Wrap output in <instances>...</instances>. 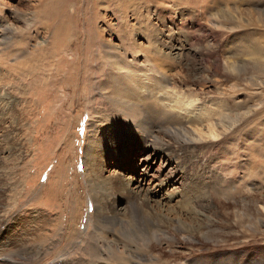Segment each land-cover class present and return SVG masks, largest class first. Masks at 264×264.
Returning <instances> with one entry per match:
<instances>
[{"label":"rangeland","instance_id":"1","mask_svg":"<svg viewBox=\"0 0 264 264\" xmlns=\"http://www.w3.org/2000/svg\"><path fill=\"white\" fill-rule=\"evenodd\" d=\"M18 1L0 0V264H31L15 235L78 196L79 236L42 264H264V0H81L79 46L55 54L33 21L14 35L37 6ZM161 88L224 103L223 135L198 141Z\"/></svg>","mask_w":264,"mask_h":264},{"label":"bare ground","instance_id":"2","mask_svg":"<svg viewBox=\"0 0 264 264\" xmlns=\"http://www.w3.org/2000/svg\"><path fill=\"white\" fill-rule=\"evenodd\" d=\"M24 1H26V2L30 1V3H31V0H20L18 2H20L22 4H25V3H23ZM32 1L33 2H37V6L35 7V10L30 13L31 17L26 19L21 14L20 15L16 14V16H13L11 19L14 20L15 22H17L18 25H20V26L17 27L16 32H13V30H11V29L9 31L13 32L14 35L16 34V36H21V37L26 36L27 41L29 40L28 42H31V40L34 39V36L32 37V33L30 32L31 29L34 28V27L36 28L37 25H39V27L41 26L42 27V30H41L42 33L47 34V35L48 34L53 35V41L56 44V48L52 49L51 54L59 53L63 49V46H64V48H66V47L69 48L71 44H73L74 46H79V41H80V38H81V32L75 31L73 26L74 25L76 26V24H77V21H78L77 18L79 17L78 15H79V11L82 8L81 3H83V1H81V0H32ZM98 2L99 1H97V3H96V0H95V3H96L97 7H99V5H100V4H98ZM102 2H104V4L106 3L105 6H106L107 10L108 9L110 10V8L115 7L113 0H102ZM122 3L124 5L122 11H124L126 9L127 5H125V2H122ZM30 7H32V6H29V8ZM71 7L73 8L74 11H72ZM97 7H94V8L97 9ZM70 10L72 11V13L70 12ZM0 11H2L1 7H0ZM1 14L3 15L2 12H1ZM10 15L11 14H8V16L7 17L5 16V18L9 19ZM5 18L2 16L1 17V21L4 20ZM87 20H89V18L86 19V22H87ZM30 21H33V23H34L33 24L34 27H32V28H31V26L29 24ZM89 23H91V19H90ZM31 25H32V23H31ZM38 30H40V28H38ZM38 33H39V31L37 32V34ZM90 33H91V31H90ZM37 34H36V36H37ZM95 35H96V33H95ZM73 36H76V38H74ZM82 40H83V38H82ZM105 52H106L105 54L110 56V57L111 56H115V54H113L110 50L109 51H105ZM110 57H108L107 61L109 63H112V64L116 65L117 64L116 60L111 62L110 61ZM118 65H119V63H118ZM67 81L69 83H70V81L73 82V80L71 78H68ZM159 91L160 92L157 93L158 97L163 96V98L165 99L164 101H166L168 103L166 107L169 108V109L168 110L164 109L165 112L167 114H169L171 118H173V117H176V118L183 117L181 119L182 122L185 120L186 123L188 124V127L193 129V133H194L195 137H197L198 141L207 140V139L215 140V139H218L220 136L223 135L222 134L223 132L221 133L219 131V129L215 126L214 119H212V118L214 116H216V117H219V116L220 117L221 116L224 117L223 115H225V114L223 112H221V109L224 108V106H225L224 103H221L220 105H218V102H217V103L213 104V108L206 109V108H203V107L199 106L200 104L199 105L195 104L196 101L191 98L192 96H190L191 99H186L183 96L178 95L176 93H171V92H168V91H164L162 88L159 89ZM139 94H141V93H138V95ZM139 97H141V96L139 95ZM143 97L146 98L144 95H143ZM123 98H121V99H123ZM163 98H161V99L163 100ZM194 98H196V97L194 96ZM140 99H142V98H140ZM124 102H126V100ZM132 105H134V104H132ZM161 111L162 110H160V112ZM184 118H186V119H184ZM165 119H167V118H165ZM173 119L175 120V118H173ZM177 125H179V124H177ZM186 126H184V127H186ZM200 126H203V128H200ZM181 127H183V126H181ZM148 128H151V127H148ZM192 137H193V135H192ZM107 142H109V141H107ZM105 144H107V143H105ZM105 144H103V145H105ZM97 147H99V145ZM97 147L95 146V148H97ZM95 148H90L89 149V152L87 154V156H88L87 161L93 166L91 168V170H93L98 175L99 173H101V171H100V165H98L99 162L97 160V156H99V155L94 152L96 150ZM93 149H95V150H93ZM94 161H96V162H94ZM94 181H95V179H94ZM55 189H56L55 196L57 198V195H58V199H59L60 194H61V192H63V190L61 191V189H60L58 191L57 183H56V186L54 187V191H55ZM52 195H53V192H51L50 196H52ZM75 196L76 195L71 196V198L73 199ZM79 198H80V196H78L76 198V200L73 201L74 203H72L71 200H67V202H65V200H64V202L60 200L59 204L61 205V207L60 206L59 207H60V210H62L61 212H63V214H62L61 217H59L58 220H56V223L53 222V220L51 219L50 216H49V218L43 217V216H45V214H44L45 212H42L41 213L42 216H40L41 224H40V230H39L40 234H39V236L36 239H34L35 236L30 237V235H28V234L17 233L15 235V237H17V243H16L15 246H21V247L19 249L15 250V251H12L10 253V255L11 256H17L19 260H24L25 259V261L27 260V261L31 262V264L32 263L33 264H38V263L42 264L43 261H44V263H48L51 260V257H52L51 255L53 254V252L55 250L58 253L61 250L71 246L73 244V241L76 239L74 236H79V233H78V230H77V225H79L81 223V221H82V216H81L80 210H79L80 207H82V204L80 205V202H82L81 201L82 199H79ZM96 206H98V205H96ZM100 209H101V207H100ZM99 213H97V214H99ZM101 215H103V213ZM118 217H116V218H118ZM42 218H45L46 220L42 219ZM40 219H38V220H40ZM42 220L46 221V222H43ZM98 220H97V222H99ZM104 220H106V221L108 220V222H109V219H104ZM103 222L104 221H102V223ZM111 222H112V220H111ZM64 226H66V228L69 229V231H70L69 233L65 232L66 229H65L64 233H62V231H63L62 227H64ZM101 227H100V229H101ZM105 228H108V227H104L103 229H105ZM36 230H37V228H36ZM46 230H48V233H45V232H47ZM105 237H106V235H105ZM21 239H22V243H21ZM25 239H27V241H25ZM105 241H107V239ZM132 242H134V241H132ZM133 244H135V243H133ZM46 246H48V248H46ZM102 251H103V249H102ZM108 253H106V254L108 255ZM44 254H46L47 257L41 259V255H44ZM100 257H101V255H100ZM4 261H5V259H4ZM10 261H11V259H10ZM60 264H63V263H60Z\"/></svg>","mask_w":264,"mask_h":264}]
</instances>
